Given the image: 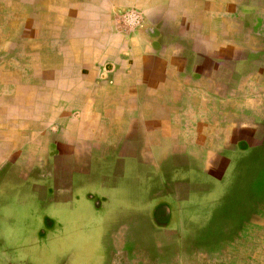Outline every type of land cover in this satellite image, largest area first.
I'll return each instance as SVG.
<instances>
[{
	"label": "crops",
	"instance_id": "0c3cea01",
	"mask_svg": "<svg viewBox=\"0 0 264 264\" xmlns=\"http://www.w3.org/2000/svg\"><path fill=\"white\" fill-rule=\"evenodd\" d=\"M125 1L0 0L1 143L19 151L28 141L33 152L60 125L68 142L85 140L90 156L100 141L135 159L153 160L154 146L166 156L201 152L204 173L222 178L229 154L244 145L234 133L264 144L255 132L264 125L253 120L264 106V0ZM129 12L139 26L126 22ZM155 25L158 35L180 31L187 45L160 47L137 32ZM255 51L253 65L233 70ZM101 112L115 122L105 124Z\"/></svg>",
	"mask_w": 264,
	"mask_h": 264
},
{
	"label": "rangeland",
	"instance_id": "374dc122",
	"mask_svg": "<svg viewBox=\"0 0 264 264\" xmlns=\"http://www.w3.org/2000/svg\"><path fill=\"white\" fill-rule=\"evenodd\" d=\"M129 14L125 21L139 26V16ZM157 26L137 32L160 47L187 45L180 31L158 35ZM258 34L264 40V30ZM151 45V53H164ZM250 54L230 63L235 72L254 64L256 51ZM45 96L37 95L39 103ZM102 114L105 124L115 122ZM253 120L264 125V106ZM257 128L264 139V127ZM45 132L33 152L28 141L19 151L0 141V160L7 158L0 161V264H264V144L256 138L248 143L234 133L249 145L229 154L226 172L213 179L204 173L201 152L166 156L154 146L153 160L135 159L100 141L90 156L79 134L68 142L60 125Z\"/></svg>",
	"mask_w": 264,
	"mask_h": 264
}]
</instances>
